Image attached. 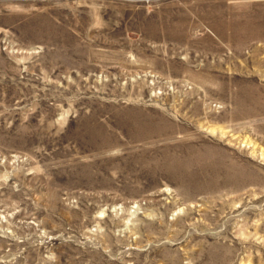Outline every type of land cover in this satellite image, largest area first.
Listing matches in <instances>:
<instances>
[{"label":"rangeland","instance_id":"rangeland-1","mask_svg":"<svg viewBox=\"0 0 264 264\" xmlns=\"http://www.w3.org/2000/svg\"><path fill=\"white\" fill-rule=\"evenodd\" d=\"M0 264H264V0H0Z\"/></svg>","mask_w":264,"mask_h":264}]
</instances>
